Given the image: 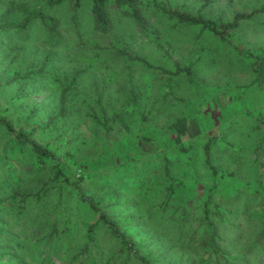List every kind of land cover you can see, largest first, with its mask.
I'll return each instance as SVG.
<instances>
[{
	"label": "trees",
	"instance_id": "trees-1",
	"mask_svg": "<svg viewBox=\"0 0 264 264\" xmlns=\"http://www.w3.org/2000/svg\"><path fill=\"white\" fill-rule=\"evenodd\" d=\"M213 3L214 0H201L197 13L192 15L158 0H0V56H2L0 60L2 66L0 67V182L1 177L16 182L25 176L39 181L33 188L34 192L29 195H23L15 189L11 196L0 198V213L4 210L7 214L10 211L11 202V211H14L15 217L22 219L26 199L36 203V213L26 216V219L24 217L23 221L31 222L36 228L47 224L49 234L45 238L46 245L49 247L48 260L55 258L57 256L55 253L61 249L60 246L58 249V241H54L53 237L59 241H65L66 244L68 242L74 244L77 242V237H82V253L68 255L64 264H77L79 258H83L84 261L92 260L90 253L95 246H98L100 237L104 235L118 245L119 251L125 250L130 256L133 254L140 264H152L146 258L138 256L137 250L141 247L140 243L135 237L128 235L129 230L138 234L142 232L150 234V243L163 242L161 243L163 252L166 253L171 247L178 246L177 242H181L180 245L184 247L181 239L171 238L169 234L157 229L155 224L171 210L166 219L180 228L186 226L189 218L186 216L185 208L173 205L175 194L185 187V184L170 173L169 164L166 163L164 178L167 180V186L162 190L163 198L158 204L152 205L135 200L136 197L145 200L146 182L139 185L136 183L134 186L126 185L127 188L123 184H119L114 190L107 188L104 192L107 196L97 199L94 195L87 194L83 188L85 181L92 179L93 176H89L88 179L84 176L86 174H83L73 178L68 169V163L73 161L70 154L65 152L62 156H57L49 148L48 143L37 141L32 138L33 133H26L21 127L17 129L12 104L6 99L3 100L1 94L11 87H16L15 96L12 99L20 98L26 101L35 90L41 91L47 86L55 89L54 91L58 93L56 109L47 112L46 125L41 127L42 131L55 132L54 127L60 121L77 118V109H74L71 103L82 96L78 80L92 69L99 67L100 53L108 52L115 60L139 64L143 69L151 72L144 77V82L139 89L136 92L131 91L128 95L127 101L121 108L125 115L139 114L137 103L141 95H144L143 102L149 101L157 79L155 70L168 76L166 84L159 91L162 99L173 95L176 86L173 79L178 75H183L190 85L197 84L194 68L201 59L199 56L187 61L184 66L175 63V72L153 65L147 58L133 52L121 37L114 35L110 10H115L121 18L132 22L137 33L151 41L164 57H168V51L154 39L159 31L151 24L150 13L158 14L170 21L172 28L195 27L201 33L210 34L245 59H254L257 62L252 67L253 80L246 85L236 86L233 97H240L241 93H246L253 86L264 89V55L239 48V41L233 43L229 40L234 37L235 31L241 27L242 23L253 21L255 16L264 13V3L250 12H235L229 20H224L222 17L216 19L205 17L203 11ZM60 6L68 15L66 23L49 13L50 9ZM81 16H90L91 33L81 29V23H79ZM62 25L64 30L60 29ZM67 33L72 34L74 39L65 36ZM109 36H112L114 40L109 48H102L99 44L100 40ZM30 46L32 48H29ZM65 63L70 65V69L61 72V76H57L60 70L58 65ZM96 103L102 108L100 96H97ZM249 114L255 115L252 112ZM86 115L105 131H111L112 126L116 124L130 137V125L122 120L119 114H112L109 119L103 112L101 116L95 113ZM255 117L262 122L260 116L255 115ZM70 126L73 127V124ZM163 131L171 138L169 145L176 148L177 152L189 162L193 159L196 143L204 138L207 139L202 145V150L205 164L211 172L212 187L201 204L200 216L196 219L198 226L203 227V233L199 238H196V235L191 236L192 244L189 249H192L195 254L190 259V264H264V180L252 181L246 179L248 177L237 174L236 170L230 172L215 165L211 150L218 142L227 150L229 148L236 150V148L228 147V141L221 135H206L200 122L194 117L178 118L170 122ZM59 143L66 148L64 139ZM61 146L55 149L58 150ZM262 147H264V136L257 144L249 148L255 163H257L258 151ZM129 149L134 150L139 157L146 154L134 144ZM62 157L65 162L62 161ZM12 158L17 160L20 166L25 167L22 169L25 172L24 175L17 174L20 169L10 162ZM119 159L125 160L127 157L120 156ZM133 159L135 158H128L129 161ZM237 159L240 164V157ZM73 165H76L73 171L75 173L80 166L77 162H73ZM107 185L109 184L102 183L101 187ZM219 186L223 187L220 191L221 200L213 202V195L217 193ZM63 187L69 189L67 199L74 208L62 202L49 207L51 200L48 198L62 197L60 190ZM128 187L135 190L134 193L129 191ZM52 190H57L58 194H52ZM102 202L106 203L105 207L102 206ZM80 208L88 214V217L81 219L80 224L77 223L76 218L70 220L69 217H65L63 229L59 231L57 226L62 212L71 216L73 213L77 214ZM240 217L253 223L257 230L250 242L232 248L226 243L220 227H231V221ZM5 225L0 222L3 236L8 232L4 228ZM21 226L24 227L23 223ZM192 232L195 233L194 230ZM3 236L0 242L5 239ZM37 245L29 244L30 251L37 253L39 251ZM25 250L28 253V249ZM6 257L13 259L16 264L19 262L24 264L10 250V247H0V264L5 263L3 259Z\"/></svg>",
	"mask_w": 264,
	"mask_h": 264
},
{
	"label": "rangeland",
	"instance_id": "rangeland-1",
	"mask_svg": "<svg viewBox=\"0 0 264 264\" xmlns=\"http://www.w3.org/2000/svg\"><path fill=\"white\" fill-rule=\"evenodd\" d=\"M158 1L195 15L201 0ZM263 3L264 0H214V3L203 11V14L210 19L222 17L224 20H229L233 13L250 12L253 8H259ZM110 11L114 24V35L121 37L133 52L147 58L153 65L175 72V63L184 66L187 61L199 56L201 59L194 68L197 84L190 85L183 75H178L173 79L176 84L173 95L162 99L159 91L166 84L168 76L155 70L157 79L149 101L143 102L144 95H141L137 103L139 114L125 115L121 108L127 101L128 95L131 91L136 92L144 82V77L151 72L143 69L139 64L115 60L108 52L100 53L99 67L92 69L78 80L82 96L71 103V106L77 109V118L60 121L54 127L55 132L41 130V127L46 125L47 112L56 109L58 93L54 91L55 89L47 86L41 91L35 90L26 101L20 98L12 99L15 96L16 87L9 88L1 96L3 100L6 99L12 104L17 129L21 127L26 133H33L32 138L37 141L48 143L49 148L57 156H62L65 152L72 156L73 161L68 163L70 176L75 178L76 175L86 174L84 176L88 179L89 176H93L92 179L85 181L83 188L87 194H92L97 199L107 196L104 194L107 188L114 190L119 184L126 187V185L134 186L136 183L139 185L146 182L144 185L147 192L144 193L146 201L139 197L135 200L152 205L158 204L163 198L162 190L167 186L164 172L166 163H168L170 173L185 184V187L175 194L173 205L185 208L189 222L184 228L170 223L166 219L171 211L169 210L155 226L172 236L171 238L181 239L184 247L180 245L181 242H177L178 246L171 247L166 253L163 252L161 244L163 242L150 243V234L145 232L138 234L130 230L127 233L140 243L141 247L137 250L138 256L146 258L152 264H190V259L195 254L192 249H189L192 244L191 236L196 235V238H199L203 233V227L198 226L196 219L200 216V206L212 187L211 172L205 164L202 150V145L207 139L204 138L196 143L193 159L189 162L177 152L176 148L169 145L171 138L165 135L163 129L178 118L185 116L196 118L206 135H221L228 141V147L236 148V150L233 148L227 150L218 142L211 150L215 165L230 172L236 170L237 174L248 177L246 179L252 181L264 180V147L258 151L257 163L253 161L254 157L249 151V148L257 144L264 136V89L253 86L246 93H241L238 98L232 95L236 86L246 85L253 80L252 67L257 62L254 59H245L217 38L201 33L198 28L188 26L172 28L170 21L158 14L150 13V22L159 31L154 39L168 51V57H164L151 41L142 38L137 33L132 22L121 18L115 10ZM49 13L54 14L64 23L67 22L68 15L62 6L50 9ZM88 17L81 16L79 23H81L82 30L91 33L90 16ZM60 29L64 30L63 25ZM65 36L74 39L72 34L67 33ZM112 40H114L113 37L109 36L100 40L99 44L102 48H109ZM229 40L233 43L239 41V48L264 55V13L255 16L253 21L242 23L241 27L235 31L234 37ZM1 59L2 56H0ZM58 68L60 70L57 76H61V72L68 71L70 65L60 64ZM97 96L101 97L102 108L96 103ZM102 112L107 119L112 114H119L122 120L128 122L130 137L119 125L114 124L113 129L107 132L94 123L93 119L86 117L88 113L101 116ZM249 112L260 116L262 122H259L255 115H250ZM70 124H73V127ZM63 139L66 148L59 145V141ZM133 144L146 154L141 157L136 156L135 151L129 149ZM57 146H61L60 149H55ZM120 156H126L127 159H119ZM238 157H240V164H238ZM128 158L135 159L129 161ZM62 161L65 162L63 157ZM10 162L20 169L17 174H25L22 170L25 167L20 166L17 160L12 158ZM73 162H77L80 166L77 167L75 173L73 171L76 165H73ZM79 169H82V172L78 171ZM1 178L0 198L11 196L15 189L23 195H29L34 192L33 188L39 183L27 176L16 182ZM102 183L109 185L101 187ZM220 186L217 193L213 195V202L221 200L220 191L223 187ZM128 189L133 193L135 191L131 187ZM68 191V188L63 187L60 190L62 197L48 198L51 200L48 206L53 207L55 203L62 202L74 208L67 199ZM51 193L58 194V191L52 190ZM10 205V211L7 214L4 210L0 213V222L6 224L4 228L8 231L7 236L5 234L3 236L0 230V238L5 237L4 241L0 242V247H10V250L24 264H64L68 255L82 253V237H77V242L74 244L69 242L66 244L65 241H59L53 237L54 241H58V249L59 246L61 249L55 253L57 255L55 258L48 260L49 247L46 245L47 239L45 238L49 234L47 224L36 228L31 222L23 221L24 217L26 219V216L36 213L37 204L26 199L22 219L15 217L14 211H11V202ZM102 206L105 207L106 203L102 202ZM65 217H69L70 220L76 218L77 223L80 224V220L87 218L88 214L82 208L77 211V214L73 213L71 216L62 212L57 226L59 231L63 229ZM231 223V227L221 226L220 229L226 243L232 248L250 242L257 230L253 223L243 217ZM193 230L195 233L192 232ZM29 244H38L39 251L31 252ZM90 254L93 257L92 260L84 261L83 258H79L77 264H140L133 254L130 256L125 250L119 251L118 245H115V242L106 235L100 237L98 246H95ZM3 261L6 264H16L10 257H6Z\"/></svg>",
	"mask_w": 264,
	"mask_h": 264
}]
</instances>
